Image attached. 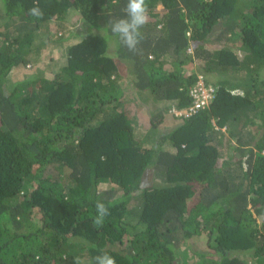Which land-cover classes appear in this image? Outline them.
I'll list each match as a JSON object with an SVG mask.
<instances>
[{
	"label": "trees",
	"instance_id": "obj_1",
	"mask_svg": "<svg viewBox=\"0 0 264 264\" xmlns=\"http://www.w3.org/2000/svg\"><path fill=\"white\" fill-rule=\"evenodd\" d=\"M0 2V264H192L198 237L193 264H264V0ZM48 42L53 76L8 84Z\"/></svg>",
	"mask_w": 264,
	"mask_h": 264
},
{
	"label": "rangeland",
	"instance_id": "obj_2",
	"mask_svg": "<svg viewBox=\"0 0 264 264\" xmlns=\"http://www.w3.org/2000/svg\"><path fill=\"white\" fill-rule=\"evenodd\" d=\"M157 8L160 9L161 5L159 4L157 6ZM2 14H3V9H2L1 2H0V23H1V21L6 19ZM73 18L74 17H69V15H67L66 18L63 20L64 23H62L63 21H61V20L57 21L58 24H63L64 27H62V29L58 28L56 31L58 33V36L63 35V33H64V37L69 38L71 43L76 42L78 39H80L79 35H82L85 32L84 28L80 25V22H76L77 19L72 20ZM58 26H60V25H58ZM72 34H76V37H73ZM77 35H78V37H77ZM55 39L58 40L59 38L55 37ZM64 44L62 42L60 44L55 45V44L48 42V44H47V45H49L48 47H41L37 54H34V55L31 54V55H33V57H37L38 60L34 61L32 59L31 63L26 64L24 67H18L16 69H14V71L10 74V76L8 78V84L16 83V82H19L20 80H22V79L24 80L26 78L27 79L37 78V76L40 77L41 75L44 76L45 78H51L53 76V74L56 72L57 67H59L65 63L66 54L64 51V48H65ZM217 47H218V45H216V44L212 45V48H217ZM235 51L238 54V57L241 58L243 55V52L239 51L236 48H235ZM197 65H199V64L197 63ZM215 79H216L215 74L209 76V81H213ZM200 80H201V82H197V83H200V85L207 87V90H209L210 88L213 89V86L211 84H209V85L205 84L203 77L200 78ZM127 103H131V102H127ZM144 104H146V103H144ZM126 105L128 107H126L125 111L128 113L129 110L133 109V106L132 105L130 106L129 104H126ZM184 110H186V109L176 110V109L172 108L171 111L174 115H172V113H171V115L166 118L167 123H166L164 129L167 128V130H169L168 128L170 126L174 127V125L180 123L178 119H176V118L174 119L175 116H178V117L179 116H188V115H184ZM181 114H183V115H181ZM130 115H133V117L138 118L137 114H135V113L130 114ZM135 120H136L135 123L137 122V125H139V126H137L136 129L139 130L140 133H144L143 138L148 136L146 134V132H148V129L146 128V125L143 123V120L142 119H139V120L135 119ZM213 130H216V127H214ZM213 136L215 137V139L217 141H212V139H211V143L217 146V149L220 153L219 163H224L225 161L228 160V156L232 154V149H233L232 146H235V143H234L235 141L233 140V138H231L228 135V132L224 128L221 129V133L213 134ZM167 148H169V147L167 146ZM169 149L171 151H174V149H172V148H169ZM234 159H236V158H234ZM233 168H234L233 165L229 166V167H227V171L229 173H231V172H233ZM225 169H226V167H225ZM148 174H150V170H149V172H147V175ZM146 180H148V179H146ZM103 186H105V184H103ZM204 242H205V239L203 237H198L197 240H195V242L193 243L194 245L191 247L192 250H191V252H189V255H188V259H190L189 257L194 258L191 261L192 264L196 261H199L198 255L195 252L197 249L205 250L206 252H208ZM185 248L186 247L184 246V248H182V249H185ZM187 263H189V262H187Z\"/></svg>",
	"mask_w": 264,
	"mask_h": 264
},
{
	"label": "built area",
	"instance_id": "obj_3",
	"mask_svg": "<svg viewBox=\"0 0 264 264\" xmlns=\"http://www.w3.org/2000/svg\"><path fill=\"white\" fill-rule=\"evenodd\" d=\"M190 94L193 97L192 104L184 110V115H191L198 109L203 108L207 102L213 98V89L207 90V87L197 83L191 90Z\"/></svg>",
	"mask_w": 264,
	"mask_h": 264
},
{
	"label": "clouds",
	"instance_id": "obj_4",
	"mask_svg": "<svg viewBox=\"0 0 264 264\" xmlns=\"http://www.w3.org/2000/svg\"><path fill=\"white\" fill-rule=\"evenodd\" d=\"M200 78H202V76H199V78H198V79H199V82H201ZM204 85H205V84H204ZM181 115H183V114H181Z\"/></svg>",
	"mask_w": 264,
	"mask_h": 264
}]
</instances>
